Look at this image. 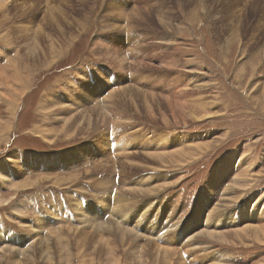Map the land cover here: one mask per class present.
Segmentation results:
<instances>
[{
    "label": "rangeland",
    "instance_id": "1",
    "mask_svg": "<svg viewBox=\"0 0 264 264\" xmlns=\"http://www.w3.org/2000/svg\"><path fill=\"white\" fill-rule=\"evenodd\" d=\"M0 5V67L10 79L9 85L0 81V197H14L0 206L1 239L28 248L62 230L70 237L49 251L57 264H264V236L237 234L241 226L264 225V0ZM45 34L59 43L50 45ZM34 37L42 46L36 60L28 54ZM21 52L24 64L15 67ZM111 90L118 92V107L107 100ZM46 96L77 109L85 96L94 111L84 118L74 114L72 125H65L62 111L41 109ZM194 102L212 116L190 118ZM183 137L191 139L182 145L191 153L185 160L151 157L173 151ZM237 173L249 185L226 205L225 190ZM38 177L47 178L20 192L9 185ZM139 187L147 189L134 190ZM210 213L214 222L231 218L233 225L222 229L227 242L205 235ZM116 223L141 237L122 242L112 230ZM95 227L104 241L96 251L79 247L78 231L93 235ZM149 241L162 251L143 256ZM37 249L25 264H46L47 249Z\"/></svg>",
    "mask_w": 264,
    "mask_h": 264
},
{
    "label": "bare ground",
    "instance_id": "2",
    "mask_svg": "<svg viewBox=\"0 0 264 264\" xmlns=\"http://www.w3.org/2000/svg\"><path fill=\"white\" fill-rule=\"evenodd\" d=\"M1 6V5H0ZM4 6V5H3ZM3 8V7H2ZM3 12V11H2ZM2 12H0V13H2ZM3 14H0V17L2 16ZM56 21H57V19H56ZM49 24L51 25V22H49ZM40 31V30H39ZM61 33H64V32H62L61 31V29L59 30ZM36 33H39V32H36ZM49 34V33H48ZM51 34H53V33H51ZM47 35V34H45V35H47V38H48V40L49 39H51L50 41H48L47 40V42H49L50 43V45H52L53 46V44L54 43H56V42H53V35ZM36 35V34H35ZM66 35V34H65ZM37 37V36H36ZM36 37H34V40H33V42H34V47L33 48H31L30 46H32V45H30L29 47H28V50H31V51H29L28 52V54L30 55V57H31V59L33 60V58L35 59V54L37 53V49H38V42L36 41V40H38V39H36ZM25 38V37H24ZM26 38H28V35L26 36ZM27 40V39H26ZM30 40V39H29ZM40 40V39H39ZM79 41V40H78ZM27 42V41H26ZM29 42V41H28ZM32 42V41H31ZM30 42V43H31ZM58 43H59V41H58ZM33 44V43H32ZM39 44H40V42H39ZM42 44V43H41ZM40 44V45H41ZM59 45V44H58ZM26 47V46H25ZM40 47V46H39ZM42 47V46H41ZM40 47V48H41ZM31 48V49H30ZM44 48V47H43ZM129 49V48H128ZM131 49V48H130ZM129 49V50H130ZM49 50V49H48ZM51 50H52V52H55L56 53V51H57V48L55 47H52L51 48ZM132 50H133V48H132ZM134 50H136V49H134ZM2 51V50H1ZM41 51H42V49H41ZM43 52V51H42ZM48 52V51H47ZM19 53V52H18ZM44 53V52H43ZM22 52L20 53V54H17V58L15 59V60H13V63H14V65H15V67H16V65H22V64H24V63H22ZM25 54V53H24ZM38 54V53H37ZM28 56V55H27ZM37 57V56H36ZM126 57V56H125ZM43 58H44V56H43ZM127 58V57H126ZM45 59H47V58H45ZM36 60V59H35ZM122 61H124V59H121L120 60V62H122ZM24 62V61H23ZM30 62H32V61H30ZM30 62H27V63H25V64H27V65H25L26 66V68H27V72L29 73V75L33 72V65L30 63ZM43 62V61H42ZM32 65V66H31ZM17 69H19V68H17ZM20 70V69H19ZM90 72V71H89ZM85 75L88 77V74H83L82 76H84L85 77ZM28 77V76H27ZM9 77H8V75H6L5 74V72L1 69V67H0V81L1 82H3V83H5L6 85H9L10 83H8L9 82ZM19 80H28L27 78H25V77H23L22 76V74H19ZM120 80H122V78L120 79ZM26 84L24 85V89H23V96L25 95V93H26ZM111 88V87H110ZM121 91H123V92H126V90H127V88L126 87H124V88H122V89H120ZM111 91H113V90H111ZM114 93H112V94H110L109 95V98L107 99L108 101H109V104L111 103L112 104V102H113V104L115 105V107H118L117 105H116V103L114 102V97H116L117 95H118V92H115V91H113ZM132 92V91H131ZM121 92L119 91V94H120ZM88 94V93H87ZM134 95V94H133ZM22 96V97H23ZM99 96V95H98ZM102 96V95H101ZM151 95H146L145 96V105H146V107H147V110L149 109V112L150 113H154L155 112V110H154V107H153V105H151V100L148 98V97H150ZM100 97V96H99ZM72 98V97H71ZM54 99V97L52 98V96L51 97H49V96H46L44 99H43V102L41 103V109H43L46 113H47V115L48 114H50V113H52V114H56V112H60V111H62V113L60 114V115H58V118L59 119H62L63 121L65 120V125L67 124V123H70V125H72L71 124V120H73L74 121V119H73V115L74 114H77V116H80V118H84V116H86L90 111H94L93 109H91V108H88L87 106H88V97H83L82 98V100L80 101L79 100V102H80V104H81V108H80V110H79V108L77 109V108H71V107H69V106H66V105H64L62 102L60 103V102H58V101H56V100H53ZM93 99V98H92ZM97 99V98H96ZM104 99V98H103ZM138 99V98H137ZM94 101V100H93ZM103 101V100H102ZM112 104V105H113ZM194 105H192V106H190L189 108H188V111H187V115L190 117V118H192V119H194V120H204L205 118H208V117H211L212 115H211V113H209V112H207L206 111V108H204V106L203 105H205L204 103L201 105L200 104V102L198 103V104H196V102H194L193 103ZM13 106L15 107V104H13ZM14 107H13V109H11L13 112H15V109H14ZM140 107V106H139ZM138 108V107H137ZM9 109H10V107H9ZM81 109H83V111H81ZM140 109V108H139ZM161 109V108H160ZM162 109H163V107H162ZM187 109V108H186ZM97 112L98 111H100L99 110V107H97L96 109H95ZM81 111V112H80ZM185 111V112H186ZM100 113V112H99ZM102 114H103V112H102ZM77 116H75V118L77 117ZM100 116H102V115H100ZM105 116V115H104ZM164 116V121H166L167 122V120L169 119L168 117H166L165 115H163ZM188 118V117H187ZM99 119H100V117H99ZM101 119H103V118H101ZM104 119H106V116L104 117ZM89 121H90V117L87 119V122L89 123ZM184 121V120H183ZM83 122V121H82ZM93 122V121H92ZM10 123H11V121H10ZM9 123V124H10ZM1 122H0V131L2 130V126H4V125H2L1 126ZM83 124V123H82ZM112 126H114V124H112ZM127 126V125H126ZM71 126H68V127H65V130L66 129H69ZM41 133V132H40ZM3 134V133H2ZM42 134V133H41ZM46 137V136H45ZM187 137V136H186ZM0 142H1V140H0ZM190 143L191 142V139H185L184 137L183 138H180V140L178 141V143H174L173 145H175L176 147L174 148L173 147V151H170V152H168V154L167 153H156V154H154V153H152L151 155V157L153 158V159H155L156 160V162H158V163H162L165 159H168V158H171V157H173V162L174 163H179V162H181V159H184V157L185 156H189L191 153H189L188 151H186L185 152V149H184V147H182V145H184V144H186V143ZM173 143V142H172ZM171 143V144H172ZM109 145H110V143L109 142H107V146H108V148H109ZM178 148H180L179 150H178ZM189 149H193L194 150V144H193V146H189L188 147ZM196 149V148H195ZM150 157V156H149ZM186 158V157H185ZM185 160V159H184ZM42 161V160H41ZM30 162H32V161H30ZM7 170V169H6ZM10 174H12V173H10ZM6 176V178L9 180V178H8V175H5ZM45 178H47V177H38V178H35V179H27L25 182L23 181H17V182H15V183H10V182H12V181H10V182H7V183H10L9 185H12V187H13V189H14V191L15 192H20V190H23L24 188H29V186H34V185H36V184H38L39 182H41V181H43V180H45ZM56 179H58V180H60L61 178H56ZM247 177H244V176H241V173H237L236 174V179H235V182H233L232 184H230L227 188H226V190H225V193H224V198H223V201H225V204L227 205V203L230 201V200H232V198L233 199H235V200H237L238 198H239V196L240 195H238V194H235V192H237V191H235V190H239V189H242V188H245L246 189V187H248V183H247ZM172 181H168V182H163V183H157V184H159V186H157V187H155V188H153L151 191H156V190H159V189H161V188H163V187H165V185H168L169 183H171ZM1 183V182H0ZM100 185V184H99ZM138 190V191H141V192H145V190L147 189H145V190H143L142 188H134V190ZM244 189V190H245ZM19 190V191H18ZM27 190V189H26ZM147 192V191H146ZM152 193V192H151ZM15 196V195H14ZM12 199L14 198V197H11ZM12 199H10V197H7V198H2V197H0V206L1 205H6V204H9L11 201H12ZM227 202V203H226ZM119 207H121L120 206V204L117 206V208H116V212H114V213H116L117 215H119L118 214V212L121 210H119L118 211V209H119ZM212 210V209H211ZM213 211V210H212ZM121 212V211H120ZM84 213V212H83ZM85 215V214H84ZM121 215V214H120ZM141 215V214H140ZM87 217V216H86ZM117 217H119V216H117ZM124 217V216H123ZM122 217V218H123ZM212 213H210V215L208 216V219H207V222H208V220H209V226H208V224H207V227L208 228H203V231H204V233H205V235H207V237H212V238H215V239H217V240H221V241H228L229 239L227 238V236H226V232H223L222 231V229L223 228H226V227H224V226H231V225H233L232 224V220H231V218L229 219V217H228V215L226 214V216L224 215V218H220L218 221H213V219H212ZM236 217V216H235ZM125 218H127V217H125ZM128 219V218H127ZM131 219V218H130ZM229 219V220H228ZM216 220V219H215ZM124 221V220H123ZM213 221V222H212ZM236 221V220H235ZM89 222H90V224L93 226L94 224H96V222H95V220L92 218L91 219V217H89ZM118 222V221H117ZM222 223L221 225H222V227H219V223ZM129 223V222H128ZM58 224V223H57ZM217 224V225H216ZM259 224V223H258ZM125 225V224H124ZM34 226V225H33ZM115 226L116 227H114L112 230H114L115 232H117L120 236H121V239L120 240H122V242H124L125 241V237H127V236H131V235H133L134 236V241L136 240V237H139L138 236V234H141V233H135V231H132L131 229H129V228H125L124 226H122L120 223H116L115 224ZM131 227V226H130ZM135 227V226H134ZM132 228V227H131ZM35 230V229H34ZM72 230H74V229H72ZM80 230V229H79ZM99 228L98 227H95L94 228V230H92V231H94V232H91V234H93V235H89L88 233H86L85 231H78V233L75 235V238H76V240H77V243H79V247L82 245L83 247H84V249H86V248H94V251H96V249H97V246L99 245V244H101V242H103L104 240H103V237H102V235H100L99 234ZM109 230H110V228H109ZM64 231V230H63ZM240 231H244V232H251V233H253V234H255L256 235V233H258L259 235H262V236H264V225H255V224H247V225H244V226H241V228H240V230L237 232V234H239L240 233ZM35 232V231H34ZM53 232H54V230H53ZM75 232V231H74ZM73 232V233H74ZM70 233H71V230H70ZM117 233H116V235H117ZM31 234V233H30ZM42 236V235H41ZM68 234L66 235V233L65 232H62V230L60 231V232H57V233H49V235H47V237L45 238V239H43L42 237L39 239V240H37L35 243L33 242L28 248H25V247H23V246H17V244H15V243H7V242H5L4 240H3V238L1 239L0 238V264H4V263H7V264H25V261L26 260H31V258H34L35 257V254H36V249H37V247H38V249H37V251L38 250H40L41 249V251H43L45 248L47 249L46 250V252H45V254H44V258H45V255H47V260H46V264L48 263V264H57L58 263V261H59V257L57 258L56 256H55V254L54 253H50L49 251L50 250H53V245L54 244H58V245H61L60 247H62L63 245L61 244V238L62 237H64V238H68ZM70 237V236H69ZM141 237V236H140ZM257 237V236H256ZM127 239V238H126ZM127 241H129V240H127ZM31 243V242H30ZM126 243V242H125ZM29 244V243H28ZM35 245H36V247H35ZM147 245V244H146ZM13 247H18L19 249H22V250H18L19 251V254L17 253V251L16 250H14L13 249ZM25 248V249H24ZM161 247L160 246H157L153 241H149L148 242V245L147 246H144L143 247V251H145V253H143V256H145L146 254H151V255H154L155 254V252H159V251H162V249H160ZM138 250V249H137ZM137 250L135 251V255H137ZM71 251V250H70ZM70 251L68 250V255L69 256H71L72 254L70 253ZM101 251V250H100ZM106 251H108L109 252V248L108 249H106ZM147 251H150V253H148ZM40 252V251H39ZM56 252V251H55ZM72 252V251H71ZM104 252H105V250H104ZM132 252V249H130V253ZM97 253V252H96ZM40 254V253H39ZM61 254H62V252H61ZM21 256V257H20ZM64 256V255H63ZM43 257V256H42ZM72 257V256H71ZM137 257H138V255H137ZM70 258V257H69ZM101 259H102V257H100ZM100 259V260H101ZM42 260V259H41ZM119 260V259H118ZM43 261V260H42ZM69 261V264H71L70 262H71V260H68ZM99 261V260H98ZM94 262H95V260H94Z\"/></svg>",
    "mask_w": 264,
    "mask_h": 264
}]
</instances>
